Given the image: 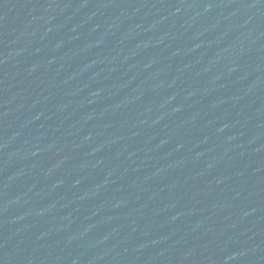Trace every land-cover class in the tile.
Instances as JSON below:
<instances>
[{"label":"water","instance_id":"1","mask_svg":"<svg viewBox=\"0 0 264 264\" xmlns=\"http://www.w3.org/2000/svg\"><path fill=\"white\" fill-rule=\"evenodd\" d=\"M0 264H264V0H0Z\"/></svg>","mask_w":264,"mask_h":264}]
</instances>
